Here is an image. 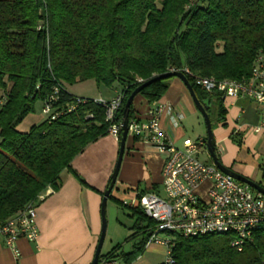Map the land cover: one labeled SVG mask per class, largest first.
<instances>
[{
    "label": "trees",
    "instance_id": "obj_1",
    "mask_svg": "<svg viewBox=\"0 0 264 264\" xmlns=\"http://www.w3.org/2000/svg\"><path fill=\"white\" fill-rule=\"evenodd\" d=\"M258 51L264 52V0H0V223L56 191L72 161L108 135L104 109L68 93L67 85L118 84L122 98L114 122L120 123L128 96L143 82L183 68L199 77L246 81ZM184 76L209 118L214 107L223 122L221 95L199 90ZM168 82L155 81L137 96L148 104L158 101ZM56 86L51 108L58 116L17 131ZM133 117L131 105L128 121ZM231 140L242 144L239 135ZM108 200L129 211L133 244L127 253L117 254V246L99 255L98 264H131L143 254L155 222L138 204ZM231 238L172 235L171 257L174 264H261L264 223L240 252L230 246Z\"/></svg>",
    "mask_w": 264,
    "mask_h": 264
},
{
    "label": "crops",
    "instance_id": "obj_2",
    "mask_svg": "<svg viewBox=\"0 0 264 264\" xmlns=\"http://www.w3.org/2000/svg\"><path fill=\"white\" fill-rule=\"evenodd\" d=\"M168 83V89L158 100L163 105L159 116L160 128L175 147H181L185 139H204L200 123L201 115L196 110L185 86L177 78L175 82ZM65 90L74 95L66 87ZM119 91L118 84H114L109 89L99 88L97 97L107 101L112 100ZM148 106V103L140 96L134 98L132 107L137 119H145ZM223 108L224 121L220 122V130L215 134L213 132L219 162L224 167L264 187V171L259 177L253 167L243 164L241 159L237 161L236 158L242 147L236 148L231 143V137L239 135L242 146L249 143L250 149L254 148L253 154L247 158L244 157L243 160L251 157L254 162L257 160L260 164L264 162V136L253 134L248 127L258 124L259 121L255 104L247 99L227 98L223 100ZM26 118L16 127L17 131L27 132L32 125L38 124L29 123L30 125L25 126ZM118 149V139L107 135L91 144L76 157L71 163V171L66 170L60 174L58 189L51 192L36 206V225L39 233L36 240L18 239L15 247L19 256L15 258L12 250L6 248L0 238V264H90L101 230L102 195L114 170ZM205 155L207 156L203 153L199 157L205 161ZM248 155H250L249 152ZM164 159L163 154L155 151L147 143L140 139L135 141L133 137L127 135L119 172L110 196L120 202H128L135 192L145 190L147 193H154L164 198L161 174ZM258 167L262 168V164H258ZM257 178H259L258 181ZM207 185L208 183L205 182L197 191L204 194ZM153 187L157 190H153ZM129 215V225H124L118 219L114 220L113 225H118L125 232L130 231L133 221ZM126 234L123 238H126ZM132 244L133 241H131L129 252ZM151 247L157 248L150 250ZM113 248L111 247L104 254L100 251V255L109 253ZM147 252L165 255L166 259L164 247L150 245L131 264L164 263L165 260L154 263L153 257L145 254ZM100 264L123 263L119 259H113L107 262L102 261Z\"/></svg>",
    "mask_w": 264,
    "mask_h": 264
},
{
    "label": "built area",
    "instance_id": "obj_3",
    "mask_svg": "<svg viewBox=\"0 0 264 264\" xmlns=\"http://www.w3.org/2000/svg\"><path fill=\"white\" fill-rule=\"evenodd\" d=\"M169 71L188 75L199 90L208 94L218 93L223 100L247 99L253 102L259 121L258 124L248 127L253 134L264 136V52H257L250 69V77L246 81L199 77L186 68ZM58 91V86L53 88L52 95L41 110L42 115L50 121L58 116L51 108V102L57 101ZM121 98V93L117 92L112 100H92L104 109L105 122L110 123L108 135L116 139L122 131L121 122H114ZM80 102L77 100L76 103ZM148 105L144 120L137 119L134 115L127 122L128 135L142 140L164 155L161 174L165 197L149 192H135L128 202H123L128 206L138 204L144 214L155 222L145 248L150 245L164 247V264H174L171 257L174 246L172 235L187 238L229 234L232 236L230 246L240 252L264 223V195L223 174L210 158L209 163L200 159L201 154H208L204 139H185L181 147H175L159 125L163 105L158 101ZM74 106H70L67 111H72ZM87 118L91 116L88 115ZM205 182L208 185L204 194H201L197 190ZM50 193L51 191H46L38 197L36 203L27 205L11 219L0 223V238L3 245L12 250L15 258L19 256L15 247L18 239L34 241L38 237L36 206ZM260 263L264 264V254Z\"/></svg>",
    "mask_w": 264,
    "mask_h": 264
},
{
    "label": "rangeland",
    "instance_id": "obj_4",
    "mask_svg": "<svg viewBox=\"0 0 264 264\" xmlns=\"http://www.w3.org/2000/svg\"><path fill=\"white\" fill-rule=\"evenodd\" d=\"M175 80H176V78H174V77L169 78V82H172V81L175 82ZM66 88L68 91L72 92L74 94V96L76 95L75 97L94 100V99H99V97H97V95H98L97 90L99 88H103V87L97 86L93 80H87V81H83V82H77V83L70 85V86L67 85ZM80 95H84V97H80ZM93 97H97V98H93ZM42 118H43V116L41 113V104L36 103L35 108H34V113L28 115V117L24 121L25 122L24 125L25 126L30 125L29 123H31V124L40 123L42 121ZM210 120H211L212 132H214V134H215L217 131L220 130L221 123L218 121L216 109L214 107L211 108ZM200 123H201V127L203 130V135L206 138V128H205L204 121H203L202 117L200 118ZM231 143L236 148H239L236 141L232 140ZM223 144H221L222 147H224ZM249 146H250L249 143H246L243 146L242 145L240 146L242 148L240 149V151H239L240 153L238 154L236 160L239 161L241 159V162L243 164H245L249 167H253L254 172H258L259 177H260L264 171L263 157H261L262 158L261 161L263 163H261L262 168H260V169L258 167V164L259 165H261V164L258 162V160H257V162H254L251 160V157H249L247 160H243L244 157L247 158V156H251V154H253L252 152L254 151V148L250 149ZM248 152L250 153V155H248ZM204 157H206L205 158L206 163H209V161H210L209 155L207 154V156L205 155ZM200 159H203V158H200ZM258 180H259V178H257V181ZM141 186H143V184H141ZM114 195H115V193H114ZM128 214H129V212L126 208H122V207L117 206L111 200L106 201V205H105L106 232H105V238L103 240V244L101 247V253L102 254L109 251V249L111 247H117V246H119V249L117 250V254L120 252H122V253L129 252L130 246H131V241L128 239L130 238V236L132 235L133 232L132 231H126L125 232L124 229L120 228L118 225H113V222L116 219H118L124 225H129L130 219L128 218ZM125 233H127L126 234L127 236H126V238H123ZM115 241H118V242H115ZM154 248H157V247H151L150 250L154 249ZM148 252L145 254L147 256L153 257L152 259H154V263H161L163 260H165V255L163 256L159 253L150 254Z\"/></svg>",
    "mask_w": 264,
    "mask_h": 264
},
{
    "label": "water",
    "instance_id": "obj_5",
    "mask_svg": "<svg viewBox=\"0 0 264 264\" xmlns=\"http://www.w3.org/2000/svg\"><path fill=\"white\" fill-rule=\"evenodd\" d=\"M171 77L177 78L185 86L196 110L201 115V117L204 121V125L206 128V150H207V153H208L209 158H210L211 162L213 163V165L219 171H221L223 174L231 177L232 179H234L238 182H241L243 184L248 185L250 188H252L256 192H259V193L264 195V187L263 186H261L260 184L253 182V181L237 174L236 172L224 167L219 162L217 155L215 153V140H214L213 132L211 129L210 118L206 112L207 106H203L198 101V99L196 98L195 93L193 91V88L191 87V85L187 81L184 74H182L180 72H168V73L163 74V75L155 76V77L143 82L139 87H137L135 90H133L132 93L128 96V98L124 104V107L122 110V121H121L122 131H121V138L119 140L118 155H117L114 170H113L111 177H110L111 178L110 183L102 195V200H101V205H100L101 230H100V235H99L98 242L96 245V249L94 252V256H93V259H92L90 264H98V259H99L101 247H102L103 240L105 237V231H106L105 205H106V201L108 200V197L110 196V193L113 189V186L116 182L117 175L119 172V168H120V164H121V160H122V156H123V151H124V146H125V140H126L127 135H128L127 122H128V113H129L130 106L132 105L134 98L138 95V93L143 88H145L146 86L150 85L151 83H153L155 81H159V80H163V79H167V78H171Z\"/></svg>",
    "mask_w": 264,
    "mask_h": 264
}]
</instances>
